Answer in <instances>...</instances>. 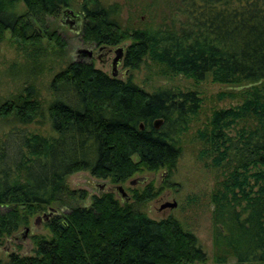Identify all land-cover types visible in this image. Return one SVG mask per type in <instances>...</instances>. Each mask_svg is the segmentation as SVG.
<instances>
[{
    "label": "trees",
    "instance_id": "1",
    "mask_svg": "<svg viewBox=\"0 0 264 264\" xmlns=\"http://www.w3.org/2000/svg\"><path fill=\"white\" fill-rule=\"evenodd\" d=\"M75 6L83 44L130 40L121 60L126 69L147 64L160 78L243 87L240 102L213 110L196 137L221 177L209 196L213 261L264 264V0H179L170 25L155 29L123 27L118 5L99 0H0V43L7 33L20 47L38 50L45 39L60 51L64 41L46 20ZM49 92L44 109L31 86L0 104V117L14 123L0 140V239L57 208L44 222L49 237L33 240V255L10 254L7 264L204 263L198 240L176 219L155 221L136 210L155 196L151 184L133 192L135 205L110 192L86 200L83 190L66 184L77 172L118 185L142 170H173L200 108L197 93H147L85 60L56 72ZM44 116L49 136L27 131ZM74 200L85 204L60 212Z\"/></svg>",
    "mask_w": 264,
    "mask_h": 264
},
{
    "label": "rangeland",
    "instance_id": "2",
    "mask_svg": "<svg viewBox=\"0 0 264 264\" xmlns=\"http://www.w3.org/2000/svg\"><path fill=\"white\" fill-rule=\"evenodd\" d=\"M178 1L99 0L104 6L117 4L118 22L123 27L130 29H155L162 24L170 25ZM77 8L75 6L69 10L74 15H80ZM21 9L22 5L17 4V10ZM61 12L62 10L57 17L46 20L48 30L54 31L64 41V48L60 51L52 42L45 39L40 41L38 50L32 47H20L10 41L7 33L4 34L3 41L0 43V104L19 93L21 94L25 87L31 86L44 109L50 100L49 81L51 77L63 69L67 63L77 60L75 58L77 49H94L95 51L96 48L93 46L81 42L79 33L69 30L66 25L60 23ZM176 17L181 20L178 16ZM129 43L130 40H126L115 47H126ZM108 57L112 58L113 56L109 54ZM85 61L90 62L95 69L108 75L109 60L103 64L95 57ZM146 65H140L136 70L126 69L121 65L118 67L116 78L130 79L133 84L147 93L159 88L194 91L200 100V108L194 118L195 120L189 124V129L183 136L180 155L173 170L169 172L165 169H158L154 172L142 170L129 180L146 177L147 182L145 184L129 186L127 184L129 180H127L119 185L129 196L127 203L133 204V192L140 193L145 185L151 184L153 191L156 192L155 196L139 206L133 204L136 210L155 221L168 216L176 219L184 231L193 234L198 240L206 258L205 262L201 264H217L213 261L215 251L212 244V205L209 196L221 177L220 172L212 167L213 160L207 158L206 152H201L202 143L197 139L196 134L198 135L199 131L207 124V119L213 110L225 109L239 103L238 91L243 87L234 88L215 84L209 78L198 83L180 76L160 78L152 75V72L145 68ZM123 72H125L124 75ZM219 94L221 96H218ZM13 124L10 119L0 117V140L1 135L13 127ZM25 128L29 132L43 136L51 134L45 116L43 119H37L35 123L25 126ZM66 184L69 190H83L87 196L86 200L91 196L103 194L110 186H113L107 180L91 177L87 172H77L70 175ZM114 198L121 203L116 194H114ZM164 203H175V207L160 209ZM84 204V202L77 200L65 202L59 210L62 213L69 206ZM50 208L55 209L56 206ZM44 213L34 214L28 218L27 224L24 226L28 229L24 239L11 240L9 237L0 239V264H7L10 254L32 256L33 240L39 237H49L44 222H39L37 225L34 223V219L41 217ZM22 232L23 227H20L12 236ZM6 242L8 243L6 244ZM221 264L237 263L228 257Z\"/></svg>",
    "mask_w": 264,
    "mask_h": 264
},
{
    "label": "water",
    "instance_id": "3",
    "mask_svg": "<svg viewBox=\"0 0 264 264\" xmlns=\"http://www.w3.org/2000/svg\"><path fill=\"white\" fill-rule=\"evenodd\" d=\"M61 15H62V18L66 19L65 22H63V20L61 19V23L63 25H67L69 30H71L73 32H77L78 31V19H79V17L77 15H74L72 13V11L69 9L62 10ZM100 50H104L105 53H107V52L113 53V57L111 58L110 64H109L108 76L111 78H116L118 67L121 66V60H122L123 53H124V46H118V47H115L113 49H108L104 46H100V47L96 48L95 52H99ZM105 53H103L102 56H104ZM91 55H92V49L81 48V49H77L75 51V58L79 61L80 60H90ZM99 62L101 63V61H99ZM124 74H125V72H123V75ZM159 124H160V120H155L153 122V127L157 128ZM139 127L141 128V125ZM146 182H147L146 177H139V178H134L132 180H129L127 182V184L129 186H135L137 184L143 185ZM106 192L116 194L120 198L121 203L127 202L129 200V196H127L123 187L119 184L110 186L106 190ZM174 207H175V203H164L160 206V209H172ZM48 211H49V213L47 215L43 214V215H41V218L40 217L36 218L37 224L39 223V221L41 219H42V221L47 220L48 216L51 215L50 213L54 212L53 209H48Z\"/></svg>",
    "mask_w": 264,
    "mask_h": 264
},
{
    "label": "flooded vegetation",
    "instance_id": "4",
    "mask_svg": "<svg viewBox=\"0 0 264 264\" xmlns=\"http://www.w3.org/2000/svg\"><path fill=\"white\" fill-rule=\"evenodd\" d=\"M78 17H79V19H78V29L80 28V26H81V23H82V18H81V16L80 15H78V14H76ZM61 19L63 20V22H65L66 21V19H64V18H62V15H61V17H60V23H61ZM62 24V23H61ZM67 26V25H66ZM68 27V26H67ZM107 48V47H106ZM108 49H113V48H108ZM124 49H125V47H124ZM96 50V49H95ZM103 53H105L104 52V50H100L99 52H95L94 51V49H92V55H91V57H90V59H92V58H97V59H99V61H101V63L103 64V63H105L106 61H108L109 60V62H110V60H111V58L110 57H108V55L110 54V55H112L113 56V53L112 52H107V53H105V55L104 56H102V54ZM122 80V79H121ZM49 213V211H47V213H44V214H48ZM50 214H52V213H50ZM43 215V214H42ZM51 216V215H50ZM50 216H48V218H47V220L49 219V217ZM41 218V217H40ZM47 220H45V221H47ZM45 221H42V219L39 221V222H45ZM34 223L37 225V223H36V219H34ZM25 230V231H24ZM27 231H28V229L27 228H25V227H23V232L21 233V234H14L13 236L11 235L9 238L11 239V240H18V239H24L25 238V235L27 234ZM8 242H6V244H7Z\"/></svg>",
    "mask_w": 264,
    "mask_h": 264
}]
</instances>
